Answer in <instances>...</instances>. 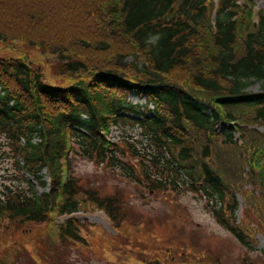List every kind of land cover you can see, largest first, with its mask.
I'll list each match as a JSON object with an SVG mask.
<instances>
[{
  "label": "trees",
  "instance_id": "1",
  "mask_svg": "<svg viewBox=\"0 0 264 264\" xmlns=\"http://www.w3.org/2000/svg\"><path fill=\"white\" fill-rule=\"evenodd\" d=\"M251 4L0 0V50H11L0 57V138L11 154L0 246L27 227L29 237L17 234L20 244L11 245L16 255L84 248L97 234L91 227L101 228L73 219L52 243L46 230L55 214L100 210L114 239L135 223L122 198L71 175L72 159L81 158L152 196L164 192L167 202L179 190L199 196L222 227L253 247L255 233L264 235V92L245 89L264 85V10L254 22ZM132 57L141 66L128 63ZM131 95L145 102L132 103ZM112 128L120 131L109 143ZM238 194L246 216L236 222ZM187 249L180 264H222L209 250ZM163 252L173 261L171 249Z\"/></svg>",
  "mask_w": 264,
  "mask_h": 264
},
{
  "label": "rangeland",
  "instance_id": "2",
  "mask_svg": "<svg viewBox=\"0 0 264 264\" xmlns=\"http://www.w3.org/2000/svg\"><path fill=\"white\" fill-rule=\"evenodd\" d=\"M253 3L257 8L264 9V0H253ZM0 57H11V50H0ZM126 60L141 66L135 57ZM245 92L263 93L264 85L252 82ZM129 100L132 103H144V99L133 95ZM119 131L117 133L113 128L111 138L116 139ZM2 141L4 140L0 138V195L4 190L2 183L11 169V154L6 146H1ZM69 171L82 184L98 189L101 195L122 198L124 207L129 209L128 214L135 223L125 226L121 230L123 236L114 239L110 223L102 213H79L78 216L83 215L90 223L101 224L105 233L102 227L93 226L91 230L97 234L92 238L90 246L85 243L84 248L59 247L43 250L32 256L26 252L16 255V250L11 249L12 244H20L17 234L29 237L28 228L23 227L17 229V233L3 236L0 264H180L186 260L183 256L190 246L197 250H209V255L218 257L222 264H263L264 235L255 233L256 244L253 247L242 245L218 223L211 208L199 196L179 190L175 197L176 203L173 200L167 202L164 192L158 191L152 196L145 185L132 183L118 175L113 176L81 158L72 159ZM30 181L35 185L32 179ZM36 190L41 193L42 190L47 191L48 187L39 189L36 186ZM237 203L234 218L239 222L246 216V207L240 194L237 196ZM34 239L37 240V236ZM167 249H171V262L164 258L163 251ZM56 254L58 256H54ZM240 255H244L245 260H241Z\"/></svg>",
  "mask_w": 264,
  "mask_h": 264
}]
</instances>
